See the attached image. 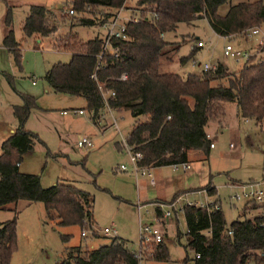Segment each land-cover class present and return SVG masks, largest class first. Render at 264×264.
<instances>
[{
  "label": "trees",
  "instance_id": "1",
  "mask_svg": "<svg viewBox=\"0 0 264 264\" xmlns=\"http://www.w3.org/2000/svg\"><path fill=\"white\" fill-rule=\"evenodd\" d=\"M2 2V45L21 70V44L11 29L12 6L7 0ZM139 4L144 6V14L137 22L126 24V39L110 41L111 50H117L116 57L109 52L102 54L103 33L82 40L76 30L96 26L100 29L125 5V0H67L68 9L59 12V18L45 6L28 5L21 24L23 38L31 39L35 50L48 42L52 50L71 56L68 63H56L45 73L43 80L54 94L82 98L96 124V116L104 109L102 93H113L107 98L109 108L113 112L127 111L135 119L127 146L142 155L139 165L151 168L188 164L191 151L207 157L211 145L208 127L211 123L222 126L228 107H236L244 120L258 126L264 124V55L249 60L235 72H228L219 62L216 71L209 73L181 76L159 71L160 58L168 46L164 35L175 33L181 24L205 20L218 37H246L249 31L259 30L264 24L262 0L235 4L232 0H139ZM225 5L227 10L221 14ZM103 9L105 12L97 17L95 11ZM69 10L72 15L67 14ZM62 25L65 33L58 35ZM260 51L264 54V39ZM193 56L191 52L179 63L183 66ZM122 74L126 76L124 80ZM22 100L21 106L13 108L17 129L0 147V210L19 203H41L47 221L54 226H77L80 234L93 229V200L88 193L64 181L44 189L38 175L18 171L23 157L40 142L36 134L24 130L30 111L37 107L36 101L28 96H22ZM207 188V195L214 196L215 189ZM214 205L218 204H209V210L184 208L185 249L193 257L179 264H264V215L237 219L227 227L221 209L215 210ZM259 206L264 209V204L245 202L242 217ZM12 211L13 218L0 223V264H9L16 249L18 212ZM155 211L159 217V209ZM181 235L176 233L177 242ZM68 239L69 236H61L64 243ZM108 239L106 245L96 249L67 248L56 264H138L135 251L125 241L118 237ZM143 249L145 261L168 260L163 242Z\"/></svg>",
  "mask_w": 264,
  "mask_h": 264
},
{
  "label": "rangeland",
  "instance_id": "2",
  "mask_svg": "<svg viewBox=\"0 0 264 264\" xmlns=\"http://www.w3.org/2000/svg\"><path fill=\"white\" fill-rule=\"evenodd\" d=\"M7 1L12 6L11 29L15 40L21 44L22 69L15 66L11 55L0 49V72L4 70L13 76L17 92L35 97L37 108L30 111L24 129L36 134L40 141L35 144L31 153L23 157L21 173L38 175L44 189L54 186L58 181H64L88 193L93 200V228L96 230L93 237L86 230L87 235L82 238L81 229L77 226L56 227L47 221L41 203L7 206L5 210H0V223L13 218V209L18 212L16 249L9 264H56L67 248L80 246L85 251L106 245L110 239L102 237L98 232L109 227H113L117 231V237L135 251L139 241V219L142 224H154L152 219L157 216V203L154 202L159 199L162 202L157 205H161L162 212L166 210V204L179 196H183L184 202H215L220 206L227 227L237 219L264 215L263 206H259L260 208L242 217L245 202L231 199L236 192H241V189L234 186L264 180V124L258 126L251 120H244L235 112V107H228L222 126L211 123L208 127L207 134L214 144L209 155L205 157L198 151L189 152V169L186 172L174 171L170 166L152 170L156 185L151 186L146 178H135L131 173L129 156L124 146L135 119L127 111L113 112L117 126L115 128L111 126L110 115L102 112V109L94 124L91 120L92 113L86 109L82 98L54 94L49 90L43 80L44 72L56 63H68L71 56L65 51L52 50L48 42H44L39 51L33 50V41L23 38L21 32L27 7L33 3L24 0ZM241 1L244 0H232V4ZM65 2L67 0H45L44 4L37 5L45 6L59 18V12L68 9ZM262 3L264 5V0ZM227 7L223 6L220 13L224 14ZM144 11L139 0H128L124 5L122 18L139 19ZM103 12L104 9L101 12L95 11V14L99 17ZM4 16L5 5L0 0V29ZM58 21L60 24L61 21ZM76 32L82 40L102 35L97 26L80 28ZM64 33L62 25L58 35ZM163 39L168 42V46L159 61L160 73L181 76L200 73L201 68L192 64L193 59L201 65L220 61L227 65L230 72H235L244 62L235 63L224 59L223 46L230 41L237 49H254L258 53V43L264 39V24L254 37L239 36L225 40L216 36L205 20H199L193 25H179L175 33L166 34ZM197 40L203 41L205 48L182 66L179 60L196 52L193 46ZM257 57L258 54L253 59L256 60ZM31 76L35 78V86L31 85ZM18 104L21 105L20 99L0 74V146L1 136L6 133L7 127L15 125L11 107ZM74 110H82L83 114L74 115ZM63 111L68 114L63 115ZM83 138L89 139L93 146L78 148L77 142ZM120 166H125L126 170H119ZM208 186L215 189L214 196L207 195ZM138 203L145 206L139 212L136 207ZM159 228L164 233L163 243L168 260L157 264H176L187 257H193L185 249L186 226L183 213L165 219ZM177 232L182 234L179 242L175 238ZM62 235L69 236L66 243L62 242Z\"/></svg>",
  "mask_w": 264,
  "mask_h": 264
},
{
  "label": "built area",
  "instance_id": "3",
  "mask_svg": "<svg viewBox=\"0 0 264 264\" xmlns=\"http://www.w3.org/2000/svg\"><path fill=\"white\" fill-rule=\"evenodd\" d=\"M128 0H125V3ZM124 12V6L121 7L116 13L115 15L109 20L107 21L105 24H103L100 27V30L103 33V42H104V46H103V53H107L109 52V54H111L113 57H116V53L117 50H111V45H110V41L112 39H116V40H125L126 39V35H125V30H126V24L128 22H137V19H132L130 17H128L127 19L122 18V13ZM68 15H72L73 12L71 10L67 11ZM258 34V30H251L248 32L249 37H254ZM225 39V38H223ZM228 40V39H225ZM263 41V39H262ZM262 41L258 43V45L260 46V49L257 53L256 50H252V51H248L245 49H237L235 46H233V44H231L230 41H227L225 43V45L223 46L222 49V55L224 57V59L227 60H232L235 63H239V62H248L249 60L253 59L255 57L256 54H258L259 57H263V53H261V47H262ZM193 48L195 49H204L205 48V43L203 41H195ZM257 57V59L259 58ZM101 59V57H100ZM256 59V60H257ZM254 60V59H253ZM192 64L198 65L201 68L200 72H204V73H209V72H215L217 65L216 64H211V63H204L203 65L200 64V62H197L196 60H192ZM126 78L125 74L121 75V80H124ZM114 94L111 93L110 95L107 93H102V97L104 100V112L108 113L112 119V123L111 126H114L115 128H117L116 126V120L113 117V111L109 108L108 104H107V98L109 96H113ZM63 115H67L68 112L63 111L62 112ZM73 114H78V115H82L83 111L77 110V111H73ZM102 116V115H100ZM103 119V117H102ZM92 142L89 139L83 138L80 141L77 142V147L78 148H91ZM125 149L127 151V154L129 156V160H130V164H131V173L134 175L135 178L138 177H144L148 180L149 184L151 186L155 185V178L153 176L152 170L153 168L151 167H146V166H141L139 165V162L142 160V155L140 153H133L131 151V149L127 146L126 143H124ZM214 147V144L211 143L210 145V149H212ZM171 168L174 171H182V172H186L189 169V165L187 163L184 164H176V165H172ZM119 170L121 171H125L126 168L125 166H120ZM235 188H239L241 189V192L238 193L236 192L231 199L235 202H239V201H244V202H248V201H254L257 205H261L264 204V180H259L257 182H249L248 184H242L241 186H234ZM204 193H206L205 191H203ZM183 196H179L177 198H175L173 201H171L170 203L165 205L166 210L165 211H161L160 207L161 205H156L155 209L158 208L160 211V216H155V218H153L152 223L150 224H142L141 220L139 219V223H138V236H139V241H138V245H137V249L135 250V255L136 258L138 260V264H151L152 262H148L145 261L144 255H143V247L148 245V244H160L162 242H164V233L161 231V229L159 228V226L162 225V221H164L165 219H169L171 218L173 215L176 217L178 213H183L184 208L186 207H197L200 209H207L209 210V204H204V203H190V202H184L183 200ZM184 202L182 205L181 203ZM137 207V211L139 212L141 210V208L145 207L140 205L139 203L136 205ZM213 208L215 210H218L220 208L219 205H214ZM178 212V213H177ZM96 232V230L93 228L91 230H89V233L91 236H93V234ZM102 237H106V238H115L117 237V231L113 228V227H109V228H104L102 231L98 232ZM231 234V232H229ZM87 232L84 231L80 234V236L82 238L86 237ZM151 256V254H150ZM195 258L198 259L199 255H195ZM179 264V263H176Z\"/></svg>",
  "mask_w": 264,
  "mask_h": 264
},
{
  "label": "crops",
  "instance_id": "4",
  "mask_svg": "<svg viewBox=\"0 0 264 264\" xmlns=\"http://www.w3.org/2000/svg\"><path fill=\"white\" fill-rule=\"evenodd\" d=\"M13 1H21V0H13ZM24 1H30V3H33L34 5H37V4H44V1L45 0H24ZM0 36H1V38H0V49H2L3 50V52H5L7 55H10V53H9V51L2 45V40H3V36H4V29H3V26L1 27V29H0ZM33 50H35L34 48H32ZM202 50L203 49H196V52L194 53V55H197V54H200L201 52H202ZM35 51H39V50H35ZM222 63L226 68H227V70H228V72H230L229 71V69H228V67H227V65H225V63H223V62H220V61H217L216 62V64L217 63ZM50 69V68H49ZM48 69V70H49ZM48 70H46L45 72H44V74H43V78H44V76H45V73L48 71ZM0 74H1V76H3V78L5 79V81L7 82V84L9 85V87L13 90V92L14 93H16L17 94V96H18V98L20 99V102H21V105H22V103H23V100H22V96H28V97H30V98H33V99H35V97L34 96H32V95H29V94H24V93H20V92H17L16 90H15V88H14V82H13V76H11L10 74H8V73H6V71H4V70H2L1 72H0ZM29 79L31 80V85L32 86H35L36 85V81H35V78L33 77V76H31V77H29ZM46 83V82H45ZM47 85V84H46ZM47 87H48V85H47ZM49 88V87H48ZM48 90V89H47ZM49 90H51L50 88H49ZM35 101H36V99H35ZM21 105H13L12 107H11V114H12V117H13V119H14V122H15V125H13V126H10V127H7V130H6V133L4 134V135H2L1 137V139H2V142L3 141H5L11 134H13L14 133V131L17 129V121H16V119H15V117H14V115H13V108L15 107V106H21ZM37 108V107H36ZM77 111V110H76ZM80 111H82V110H80ZM102 112H104V110L102 111ZM235 112H237V109H236V107H235ZM25 130V129H24ZM27 131V130H26ZM30 132V131H29ZM32 133V132H31ZM209 133V132H208ZM208 135V134H207ZM208 138H209V140H210V142H211V139H210V135H208ZM2 142H1V144H2ZM1 147V146H0ZM25 157V156H24ZM23 161V160H22ZM23 163L21 162L19 165H18V171L21 173V170H20V168H21V165H22ZM157 168H153V170L155 171ZM155 178V177H154ZM155 185H156V180H155ZM154 185V186H155ZM160 202H162L160 199L159 200H155V202L154 203H160ZM156 204V205H157ZM151 206H153V204H151ZM154 264H157V263H154Z\"/></svg>",
  "mask_w": 264,
  "mask_h": 264
}]
</instances>
